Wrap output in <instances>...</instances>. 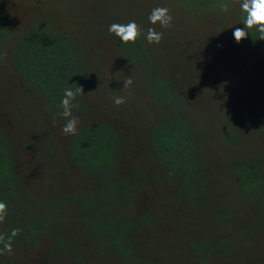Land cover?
Instances as JSON below:
<instances>
[{"label":"rangeland","instance_id":"1","mask_svg":"<svg viewBox=\"0 0 264 264\" xmlns=\"http://www.w3.org/2000/svg\"><path fill=\"white\" fill-rule=\"evenodd\" d=\"M1 1L11 11L7 29L12 34L7 33L5 35L7 37V40L4 38L6 43L8 40L10 42L11 39L17 37V33L19 34L21 30L28 28L27 23L36 18L39 21L42 19L44 23L52 24L64 32L67 31L72 36L81 35L85 27L91 31L95 30L94 37L97 40L88 44L86 48L87 58L85 61L88 60L86 66L89 68V74L83 81L88 84H84V99L77 101L80 103H76V105H82L83 110L75 107L72 109L73 116L79 120L78 128L96 118L111 119L123 127L125 122H123V118H120L122 117L120 113L125 110L128 112V109H131L129 111L131 114L138 109L141 117L147 119L146 121H152L172 112H168L160 106H150L153 97L147 82H144L140 73L132 67L125 74L123 69L118 66L120 62L114 60L117 58L114 57V53L110 49H113L116 43L108 40L103 34V31L108 30L110 24L117 23L113 20L107 22L110 17L108 14L111 13L110 9L99 6V3L89 4L85 7L92 15L103 21L96 29V24L91 25L89 18L82 15L85 8L81 7L78 11V6L75 5V12L71 13L64 0ZM83 3L86 4L85 1ZM138 3L150 8L154 0L147 2L140 0ZM217 3L220 4L219 9L201 14L200 20L192 23V21L184 19L182 15L176 13L173 0H163V6L169 8L173 21L170 28L163 29L166 33L163 35H167V41L163 45H156L157 52L152 64L161 66L164 70L162 73L165 75L168 71L170 73L168 75L173 76L172 78L182 74L186 78L184 79L187 81V87L196 86V95L200 98L193 105L198 115L196 117L207 125L210 123L208 129L211 133H215L205 141L202 138L197 140L198 152L203 155L201 162L208 164L206 170L211 171L212 174L218 173L219 168L227 166L226 163L243 157L248 161V165L254 167L257 174L264 180V123L255 117L257 110L264 109V75H262L264 71H259L258 62L250 58V55L241 53L244 50L248 51L243 44L239 48V44L231 42L234 47L233 52H229L226 48L228 38L221 37L216 31L219 30L216 26L217 22L225 23L222 30L228 24L231 33L234 31V27L243 28V25L229 20L239 16L240 13L234 0H218ZM225 3L229 5L228 12L221 10L220 6ZM147 15L149 16L148 13ZM219 16H223V18H219ZM133 20L139 25L132 18L123 21L127 23ZM232 23L234 24L232 25ZM154 27L161 29L159 24L154 25ZM204 31L212 33V36L209 33L205 34ZM197 34L199 38H196ZM255 36L250 37L252 44L258 42V33ZM245 44L247 45L246 40ZM104 54L106 55L101 60L102 62H98L99 57L97 56ZM253 56L257 57L258 53L255 52ZM107 61L113 64L110 66ZM98 73L103 75V78L100 79ZM119 74H121L120 79H118ZM259 74L263 76V81L258 79ZM134 76L137 77L136 81L133 82L136 84L123 88V80L132 79ZM228 77L231 78V80L229 79L230 85L227 82ZM0 79H5V77L0 76ZM10 86L13 89L11 84ZM175 86L177 87L178 83H175ZM5 87L8 86L5 85ZM116 96L124 97L125 103L116 106L113 102V97ZM17 97L18 100L15 102L14 108L18 104L29 106L27 100L24 102L23 94L20 93V96ZM129 98H133L136 103L133 105L128 100ZM216 98H222V100L214 103ZM186 101H190V99ZM173 103L176 104L177 101H173ZM189 106L191 107V105ZM106 110L107 113H105ZM228 112L236 115L235 119H232V123ZM112 114H114L113 117ZM36 115L37 117L27 115L25 118L24 127L29 131L27 141L31 145L37 144L40 147L41 143L49 145L52 140H56L55 144H58L59 148L56 147L54 156L48 155L45 150L37 146L24 152L17 149L16 168L25 179L26 184L24 186L30 190L31 194L37 198L50 199L55 197L54 192L56 190H61L66 184L68 187H75L76 183H68V181L71 178H84L86 173L81 168L78 170V166L70 160L69 151L64 143L65 137L68 136L61 137L63 135L61 129L66 123L62 121L66 118L58 119V115L53 114V116L49 113L45 118L41 113ZM212 117L216 122L215 127L211 124ZM234 121L236 122L234 123ZM130 126L131 124L125 126L122 133L130 132L133 135L131 141L124 138L121 142V144L123 143L121 148L117 151L115 168L118 176H125L123 168L129 166L128 164L135 167L139 166L146 173L150 172L152 180L151 183L148 180V183L164 193V188L159 186L158 180L155 178V176H161L162 170H155L154 172V162L143 156L148 149L145 146L146 141L143 142L141 139L146 134L138 132L137 129L132 130L129 128ZM39 135L41 143L36 142ZM235 135H237L238 141L242 140L244 144H240L241 142L233 143L232 140ZM48 136L51 137V140ZM60 140L65 141L60 142ZM16 141L17 139L14 143H17ZM35 157H39V161H36ZM36 162L44 165L39 166ZM202 163L200 165H203ZM58 164L60 169H67L66 172L61 170L58 172L56 170L50 171ZM33 165L42 170L34 171L37 169L31 168ZM202 170H205L204 166ZM232 174V171L224 174L223 180L228 179ZM118 176L113 175L109 178L111 182H117ZM126 177H129L128 174ZM204 179L209 180V177L206 176ZM208 184L211 190L204 197L198 195L196 203H190L187 196L175 200L172 196V189L176 186L172 184L167 187L169 192L163 194L169 201L168 214L177 213L181 208L191 221L180 222L175 214L173 218H170L161 203V196L143 200L141 195L140 197L136 195L131 208L136 211L139 217H142L144 212L147 216L131 235L135 238L143 237L144 244L155 248L157 255L163 253V259L167 258L169 261L167 264H173L175 260L177 264H264V188L258 194H254L248 203L243 201L240 212L236 213L231 209L240 204L241 201L238 196L240 189L234 184L233 177L229 179L228 183L226 180L224 184L220 185L212 178ZM79 187L81 189L83 183L79 184ZM90 190L92 193L93 190ZM147 193V188H143L141 194ZM200 197L201 199H199ZM139 198L140 200L137 201ZM65 206H59L55 213L54 205L44 203L41 200L39 201L38 214L48 219L49 227L43 232L45 234L57 233V237L58 235L63 236L70 248L60 247L55 250L57 245L55 236L51 235L47 239L44 236H39L37 245L28 242L19 251L21 256L23 253L25 263L28 262V259L37 258L36 252L44 246L49 248L48 252L44 253V255H48V258L46 261L37 258V263L40 264H124L123 259L115 253L116 251L112 249L111 245L100 247L99 236H96L93 228L80 218L81 212L88 213L86 208L80 204ZM81 207L82 211L79 210ZM222 208L229 209L231 212L226 214ZM227 215L230 217L231 223L225 222V219L221 220ZM222 239L224 241L220 244ZM189 242H194L196 245L205 248L199 252H194L190 248ZM16 244L14 245L16 246ZM184 249L188 251L184 253ZM51 250L53 254H50ZM187 253L190 255L187 256ZM79 258L82 259L81 262H76Z\"/></svg>","mask_w":264,"mask_h":264},{"label":"trees","instance_id":"2","mask_svg":"<svg viewBox=\"0 0 264 264\" xmlns=\"http://www.w3.org/2000/svg\"><path fill=\"white\" fill-rule=\"evenodd\" d=\"M64 1L71 13L75 12V5L78 6L79 11L81 7L85 8L89 4L99 3V6L101 5L111 11L108 14L110 17L107 22L113 20L117 23H126L123 20L132 18L139 23L142 35L134 44L122 43L115 36H111L112 34L107 29L103 31V34L108 40L116 43V46L110 51L117 58L114 60L120 62L118 66L123 69V72L127 74L133 67L143 77L144 82H147L148 89H150L153 97L151 99L153 102L149 105L160 106L168 112L172 111L170 114L157 117L152 121H146L147 119L142 118L138 109L133 114L129 113L131 109H128V112L125 110L120 113L122 116L120 118H123L125 126L131 124L129 128L132 130L137 129L139 130L138 132L146 134L141 139L143 142L146 141L145 146L148 149L143 156L154 162V172L155 170H162L161 176H155V178L158 180L159 186L164 188V193L168 191L167 187L172 184L176 186L172 189V196L175 200L187 196L190 203H196L198 195L204 197L211 190L208 184L210 179H215L216 183L220 185L224 184L226 180L228 183L229 179L233 177L234 184L240 189L238 196L241 203L231 209V211L240 212L243 201L248 203L254 194L262 191L264 180L257 174L254 167L248 165V161L243 159V157L232 160L229 163L225 162L227 166L219 168V172L215 174L206 170L208 164L201 162L203 155L198 152L197 140L202 138L205 141L215 133H211L208 129L210 123L207 125V123L201 122V119L199 121L196 117L198 115L193 105L196 100H200L198 95H196V86L189 88L187 87L186 78L182 74L172 78L173 76L168 75L170 74L168 71H166L165 75L162 73L164 70L161 66L152 64L157 52L156 45H163L167 41V35H163V39L159 44L149 45L145 39V34L149 28H154L156 31L166 34L163 29H156L148 21L147 15L152 8L159 5L163 6V0H154L150 8L138 3L140 0ZM84 1L86 4L83 3ZM144 1L147 2L148 0ZM173 2L176 6V13L182 15L184 19L192 21V23L199 21L201 14L219 9L218 6L220 5L217 3L218 0H173ZM82 15L89 18L91 25L95 23L96 29L99 24L103 23L101 19L92 15L86 8ZM10 16L11 11L0 0V76L5 77V79H0V201L5 202L8 206L6 220L4 223H0V234L7 236L12 229H20V233L13 239V254L0 256V264H40L37 263V258L38 260L41 258V260L46 261L48 255H44V253H47L49 248L44 246L36 252L37 258L28 259L27 263L24 262L23 253L22 256L19 253L23 245H27L28 242L37 245L39 236H44L45 239L50 238L51 235L55 236V241L58 245L54 248L55 250L60 247H64V249L69 247V243L63 236L58 235L57 237V233L45 234L43 232L49 225L47 224L48 219L38 214L39 201L41 200L44 203L47 202L54 205L55 213L59 206L66 207L65 205L68 204L71 206L80 204L83 208H86L88 213L85 211L81 212L79 214L80 218L84 219L93 228L96 236H99L100 247L111 245L112 249L116 251L115 253L123 259L124 264H167L169 261L167 258L163 259V253L157 255L155 248L144 244L143 237L135 238V236L131 235L147 216L144 212L142 217H139L136 211L131 208L136 195L137 197L141 195L143 200L161 196V203L166 211L169 201L166 196H163L164 193H161L160 190L150 184L152 180L150 172L146 173L139 166L135 167L128 164L129 166H124L123 168L125 176H118L115 168L117 151L121 148L123 144L121 142L124 138L131 141L133 136L130 132L122 133L125 130V126L120 127L119 123L118 125L111 119L96 118L77 128L76 135L68 136L67 138L64 134L61 136L65 137L66 141L60 140V142L65 141L70 160L78 166V170L81 168L86 173L84 178H71L68 181V183H76L75 187H68V184H66L61 190L54 192V198L45 199L38 197V199L24 186L26 181L16 168V151L21 149L24 152L36 148V146L39 147L37 144L31 145L27 141L29 131L24 127L25 118L27 115L37 117V113H41L44 118L48 113L49 115H58V119L62 117L60 115L62 111L60 102L64 90L68 88L75 90L79 86L85 89L84 84H88L83 81L89 74V68L86 66V61L88 60L85 61V58H87L86 48L88 44L93 43L97 39L94 37L95 30L91 31L85 27L81 35L72 36L67 31L64 32L62 29L52 24L44 23L42 19L39 21L36 18L32 22L27 23L29 25L28 28L21 30L19 34L17 33V37L11 39L10 42L8 40L6 43L5 39L7 40V37L5 35L7 33L12 34L7 29ZM219 18H223V16H219ZM239 19L241 23L243 14L240 15L239 13V16L229 20L238 21ZM82 21L84 20L82 19ZM224 24V22L218 21L216 26L221 31H216L219 32L221 37L228 38L226 48L229 52H233L232 43L235 42L233 31L232 33L230 32L228 24L222 30ZM204 33L207 34L209 32L204 31ZM256 33L255 29L250 31L249 37L245 39L247 45L245 40H243L238 47L240 48L241 44H243L248 51L244 50L241 53L250 55V58L258 62L259 71H264V41L258 40L254 44L250 41V37H256ZM209 34L212 36V33ZM196 38H199L198 34ZM255 52L258 53L257 57L253 56ZM105 55L97 56L99 57L98 62H102L101 60H103ZM107 64L111 66L113 63L107 61ZM262 75H264V72ZM262 75L259 74L258 78L261 81H263ZM98 77L101 79L103 75L98 73ZM118 77L120 79L121 74ZM136 78L134 76L132 81L135 82ZM176 78L177 80H174ZM229 79L231 80V78L228 77V85L231 82ZM175 83H178L177 87ZM10 84L14 91L10 88ZM5 85L8 87H5ZM20 93L23 94L24 102L27 100L29 106L18 104L14 108L15 102L18 100L17 96H20ZM83 99L84 90L73 101L74 107L83 110L82 105H76V103H80L77 101ZM188 99L190 101H186ZM128 100L133 105L136 103L133 98ZM220 100L222 98H216L214 103L220 102ZM173 101H177V103L174 104ZM263 111L264 109L257 110L255 117L264 123ZM105 113H107V110ZM228 114L231 116L230 122L232 123V119H235L236 115H232L230 112ZM236 120L238 119L236 118ZM62 122H66V119ZM211 124L214 125L213 127L216 126L213 117ZM37 138L39 139L36 142L39 143L40 135ZM48 138L51 140L50 136ZM16 139L17 143H14ZM238 140L237 135H235L232 141L233 143L241 142L240 144H244V141L240 140L239 142ZM55 142L56 140H52L49 145H44L40 142L41 146L39 148L45 150L48 155L54 156L55 149L58 146ZM258 153L260 154V152ZM35 160L39 161V157H35ZM201 163L203 165H200ZM36 164L39 166L44 165L38 162ZM58 166L59 164L55 165L50 171L56 170L58 172L61 170L66 172L67 169H60ZM203 166L205 170H202ZM31 168L37 169L34 171L42 170L34 165ZM229 171H232L233 174L228 179L223 180L224 178L222 177ZM126 174L129 177H126ZM113 175L118 176L117 182H111L109 176ZM206 176L209 177V180L204 179ZM148 180H150V183H148ZM82 183L83 187L80 189L79 184ZM143 188H147V194H141ZM90 189L93 190L92 193H90ZM82 207L79 210L82 211ZM222 210L226 214L231 212L225 208H222ZM174 214L177 215L180 222L191 221L181 208L177 213L168 215L173 218ZM137 218L140 219L137 220ZM223 219H225V222L231 223L228 215L221 220L223 221ZM223 241L224 239L220 241V244ZM15 243H17L16 246L14 245ZM189 245L194 252H199L205 248L201 245H196L194 242H189ZM184 251L186 253L188 250L184 249ZM188 253L187 256L190 255ZM50 254H53L52 250ZM81 260L79 258L76 262H81ZM173 264H177V261L175 260Z\"/></svg>","mask_w":264,"mask_h":264},{"label":"clouds","instance_id":"3","mask_svg":"<svg viewBox=\"0 0 264 264\" xmlns=\"http://www.w3.org/2000/svg\"><path fill=\"white\" fill-rule=\"evenodd\" d=\"M234 3L238 5L239 12L243 14L241 22L243 28L234 27L233 37L235 42L240 44L243 40L247 39L250 30L253 29L258 33L257 39L264 41V0H234ZM220 7L223 12L229 11V5L227 3L222 4ZM148 21L152 25L159 24L161 29L167 30L172 26L173 17L168 7L157 6L150 11ZM235 22L240 23V19ZM108 32L113 34L124 44H134L142 35V30L134 20L127 23H112L108 26ZM145 39L149 45L159 44L163 39V32H158L154 28H149L145 34ZM132 83L133 81L130 78L123 80V88H128ZM82 93L83 88L81 86L75 90L71 88L64 90L60 102V107L62 109L60 115L66 118V123L61 129L65 136H74L77 133L79 120L77 117L73 116L72 109L74 107L73 101L78 94ZM113 102L116 106H120L125 103V98L116 96L113 97ZM7 208V204L0 201V223H4L6 220ZM19 233L20 229L14 228L7 236L0 234V256L13 254V239Z\"/></svg>","mask_w":264,"mask_h":264}]
</instances>
